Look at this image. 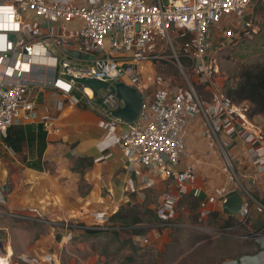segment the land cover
<instances>
[{
    "label": "built area",
    "instance_id": "1",
    "mask_svg": "<svg viewBox=\"0 0 264 264\" xmlns=\"http://www.w3.org/2000/svg\"><path fill=\"white\" fill-rule=\"evenodd\" d=\"M253 2L0 0V136L10 126L27 122L42 123L46 132L54 130L50 116L40 113V93H47L60 109L65 105L63 97L96 105L105 139L118 146L131 172L144 177L139 188L130 181L129 190L149 187L158 176L170 179L155 208L161 225L175 224L176 203L186 194L198 197L202 217L216 209L212 203L217 205L215 211L222 210L230 189L242 195L238 214L231 215L237 223L244 222L252 209L264 213V128L250 116L246 100L236 101L226 93L215 55L224 39L257 30L250 9ZM64 49L80 54L71 56ZM160 61L175 63L185 82L170 85L155 70L144 78L145 64L154 68ZM82 76L108 85L94 95L91 87L75 81L74 77ZM117 81L133 86L140 95L133 121L113 114L124 104L109 86ZM199 85L209 97L202 96ZM94 97H100L105 106ZM195 119L199 136L219 152L227 178L203 196L195 156L186 140L187 126ZM237 141L242 144L235 150ZM104 157L102 153L96 160ZM120 199L128 200L126 194ZM109 209L95 211V222L107 219ZM8 214L46 220L38 212ZM248 232L256 235L258 231ZM11 254L6 248L0 264H11ZM44 259L51 257L46 254Z\"/></svg>",
    "mask_w": 264,
    "mask_h": 264
},
{
    "label": "rangeland",
    "instance_id": "2",
    "mask_svg": "<svg viewBox=\"0 0 264 264\" xmlns=\"http://www.w3.org/2000/svg\"><path fill=\"white\" fill-rule=\"evenodd\" d=\"M253 3L250 9L256 17L257 30L251 33L237 32L234 37L224 39L223 44L215 50L219 62L220 80L225 89L237 82L243 66L264 59V0H254ZM155 69L170 85L185 82L180 68L171 61L157 62ZM186 74L190 76L191 72L186 70ZM198 88L202 96L209 97V93H205L201 85ZM247 103L250 105V116L264 128V111L253 113L252 104L248 101ZM96 113L100 115L99 112ZM186 140L189 150L193 151L196 158L201 156L204 150L209 151L206 153L210 156L209 161L208 157L205 161L195 159L196 178L204 186L203 196L206 191L211 192L219 182L227 180L221 167V157L215 147L211 149L207 139L199 136L197 131H193ZM8 151L0 136V156L8 155V160L18 158L21 169L16 172L22 173V177L25 176L23 181H27L28 175L24 173L23 167L27 164V156L35 158L36 153L27 146L26 142L20 151L14 153L10 149ZM70 151L71 148L68 150L67 147L58 145L51 147L49 152L43 149L40 169L43 170L45 163L49 172L64 173L67 169L65 167L63 172L62 167L66 164L70 165V160L68 163L67 159L72 157L70 154L73 155ZM82 158L75 159L71 166L80 173L91 165L88 164L89 161L92 163L88 157L80 161ZM89 182L83 176L80 180L77 179L78 193L72 195V210L69 211L66 220L58 219V222L50 223L46 215H42L46 220H33L12 217L7 213L10 219L4 223L14 230V239L19 241L22 238L21 233H27L29 244L34 243V238L40 240L36 241L38 248L36 245L35 248L30 245L28 252L20 257L22 254L16 252L17 248L12 243V237L9 241L11 235L8 233L4 235L5 230L0 229V238L3 241L8 240L7 242L12 246L11 264H221L227 257L238 255L251 248L255 234L248 231L260 226L264 220V214L259 216L249 214L244 222L229 225L227 213L215 210L202 217L198 197L186 194L176 203L175 224L165 227L159 223L155 208L158 206L162 191L168 188L170 179L158 176L154 178L151 186L129 193L127 201L120 202L113 210L109 209L108 212L111 213L107 219L95 222L94 212L99 210L98 207L112 204L118 196L109 195L107 184H101L99 194L102 199L93 200L91 193L95 187L89 185ZM1 183L2 181H0V191L3 190ZM77 194L86 195L78 198ZM255 194L257 196L256 191ZM2 205L3 202L0 200V207ZM233 221L236 222L235 219ZM79 223L87 227L99 225V230L93 233L87 232ZM39 232L41 234L33 238ZM143 237H148V240L143 241ZM48 253L52 255L51 260L44 259Z\"/></svg>",
    "mask_w": 264,
    "mask_h": 264
},
{
    "label": "crops",
    "instance_id": "3",
    "mask_svg": "<svg viewBox=\"0 0 264 264\" xmlns=\"http://www.w3.org/2000/svg\"><path fill=\"white\" fill-rule=\"evenodd\" d=\"M75 1L77 2L79 0ZM88 1L89 0H80L78 3H87ZM144 69L143 74L146 79L151 76L154 70L156 71L155 65L154 68H151V65L145 64ZM63 100L65 105L60 109L56 107L54 99L50 98L47 93H40L39 109L41 115L48 114L50 116L52 127H54V130L46 132L44 151L49 152L51 147H56L57 145L61 147L65 146L68 150L71 148L70 152L73 155L70 154V156H72L73 159L72 157H68L67 162L69 163L70 160V165L67 166L66 164L62 167L64 168L62 170L63 172L65 171V167L67 171L64 173L54 171V174L46 170L45 163L43 164V170L23 164V168H25L24 173L28 175L26 178L27 181H23V177L25 176L22 177V173L16 172L21 169L19 167V159L15 158V160H8V155L3 157L0 156V181H2L1 188L3 189L0 191V200L3 202L2 207H0V229L5 230L4 235L7 233L11 235L9 236V241L10 237H12V243L17 248L16 252L22 254L20 257L28 252L30 245H32L33 248H35L34 246L36 245L38 248L36 241L40 240L34 237H37V235L41 233H36V236H33L34 243L32 244H29L27 240V233H21L22 238H20L19 241L14 239V230L7 223H4V221L10 219V215H7L9 211L17 210L19 212H25L28 215H33V213L38 212L41 215L48 216L54 222H58V219H68L69 211L72 210V195L78 193L76 190L78 189L77 179L80 180L82 176L88 182L90 181L88 183L89 185L95 187L94 191L91 193L93 200L101 201L102 198L99 194L101 184H107V190L110 191L109 195L114 194L113 197L118 196L116 200L114 199L112 204L103 205L100 208L115 209L121 202V196L123 194L128 196V194L132 192L129 190L130 181L134 182L136 188L141 187L143 183V176H137L126 167L118 146L111 145V143L105 139V131L99 123L101 118L99 108L96 105H87L83 102H72L68 97H63ZM87 106L91 107V109ZM95 111L99 112L100 115ZM27 123L36 125L40 122ZM25 124L26 123L20 125ZM198 127V119L192 120L187 126L186 138H188L193 131L198 132ZM241 144V141H237L234 149L238 150ZM6 146L7 152H9V149L13 151V153L15 152L7 144ZM32 151L35 153L34 148ZM203 152L201 156H197L195 159H203L205 161L208 157L209 161L210 156L206 154L209 151L204 150ZM102 153L105 154V157L96 160ZM80 157H88L92 160L91 165L87 166L83 173L71 168L75 159ZM26 159L27 162L28 160L34 161L36 157L32 158L29 155ZM196 165L195 163V166ZM8 184H10V186ZM125 189H127V191H125ZM116 192L117 194H115ZM85 195L86 194H77L76 196L78 198H83ZM257 195L262 196L258 193ZM211 206L217 210V205L215 203H212ZM100 208L98 207V209ZM219 211L223 212L221 209H219ZM250 214L259 216L264 213L252 209ZM248 227L250 226L248 225ZM254 230L258 232L251 241V248L246 252L227 257L221 264H264V220L263 223L255 227ZM32 235H34V233ZM5 241L6 240L3 241L2 238H0V254L5 252L6 248L12 252V246L7 242L8 240ZM48 255H50L52 259V255L50 253H48Z\"/></svg>",
    "mask_w": 264,
    "mask_h": 264
},
{
    "label": "trees",
    "instance_id": "4",
    "mask_svg": "<svg viewBox=\"0 0 264 264\" xmlns=\"http://www.w3.org/2000/svg\"><path fill=\"white\" fill-rule=\"evenodd\" d=\"M225 89V88H224ZM226 93L234 100H246L252 104L253 113L264 111V59L262 61L243 66L237 82L225 89ZM3 141L15 152L20 151L26 142L29 148L35 149L37 155L34 161H28L27 165L40 169V156L45 147L46 130L42 123L36 125L26 123L25 125L15 124L8 128L7 134L2 136ZM83 158L80 160L82 161ZM88 164H91L89 161ZM196 198V197H195ZM229 225H236L238 221L231 215H227ZM83 224V223H82ZM81 225L85 231L93 233L99 230L97 227H87ZM228 225V224H226ZM57 237V236H56Z\"/></svg>",
    "mask_w": 264,
    "mask_h": 264
},
{
    "label": "water",
    "instance_id": "5",
    "mask_svg": "<svg viewBox=\"0 0 264 264\" xmlns=\"http://www.w3.org/2000/svg\"><path fill=\"white\" fill-rule=\"evenodd\" d=\"M64 51L75 57L80 54L78 51L72 49H64ZM87 55V53L84 54L85 57H87ZM74 79L75 81L91 87L94 95L99 87L108 85V82L94 77L82 76L74 77ZM109 86L111 91H114L116 95L124 101L123 106L113 110V114L124 121H133L137 117L140 108L141 98L139 93L133 86L123 81H117L114 85L111 84ZM94 101L101 106H105L100 97H94ZM224 197L225 200L222 203V211L228 215H237L242 204L241 193L237 189H230Z\"/></svg>",
    "mask_w": 264,
    "mask_h": 264
},
{
    "label": "bare ground",
    "instance_id": "6",
    "mask_svg": "<svg viewBox=\"0 0 264 264\" xmlns=\"http://www.w3.org/2000/svg\"><path fill=\"white\" fill-rule=\"evenodd\" d=\"M11 251V250H10Z\"/></svg>",
    "mask_w": 264,
    "mask_h": 264
}]
</instances>
